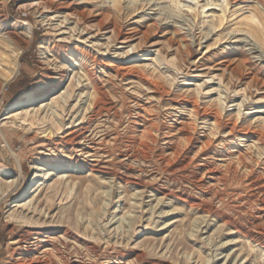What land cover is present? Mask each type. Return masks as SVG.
<instances>
[{
    "label": "rangeland",
    "instance_id": "1",
    "mask_svg": "<svg viewBox=\"0 0 264 264\" xmlns=\"http://www.w3.org/2000/svg\"><path fill=\"white\" fill-rule=\"evenodd\" d=\"M193 3L173 13L170 0H0V50L19 51L15 74L6 82L0 77V264H12L39 231L55 236L51 250L40 253L48 264H264V249L250 251L243 236L253 226L264 229V217L256 215L264 192V0ZM254 13L261 15L263 40L245 30ZM90 81L97 91L93 111L86 101ZM52 92L63 110L52 100L26 120L7 117L26 97L50 101ZM51 112L54 121L42 119ZM132 119L137 133L129 132ZM80 134L98 154L116 134L123 141L139 137L151 147L140 146L130 166L143 176L124 182L125 169L116 161L104 167L105 154L76 156L74 173L60 178L53 171L30 203L12 206L33 189V164L66 166L61 150L71 151ZM175 148L173 163L162 161ZM13 177L21 178L15 188L7 182Z\"/></svg>",
    "mask_w": 264,
    "mask_h": 264
},
{
    "label": "bare ground",
    "instance_id": "2",
    "mask_svg": "<svg viewBox=\"0 0 264 264\" xmlns=\"http://www.w3.org/2000/svg\"><path fill=\"white\" fill-rule=\"evenodd\" d=\"M92 1V0H91ZM99 1V0H97ZM102 1H106V0H102ZM121 0H111V2L113 4H116V3H120ZM172 5L170 8V10L174 11L176 10V12H179V11H183L182 9L183 8H190V6H192L194 3H193V0H170ZM90 3V2H89ZM102 3V2H101ZM100 4V3H99ZM169 5V4H168ZM117 6V5H116ZM164 6V5H163ZM196 7V6H195ZM53 8V7H52ZM90 8V7H89ZM121 9V7H120ZM256 9V8H255ZM258 9V8H257ZM256 9V10H257ZM185 10V9H184ZM255 10V11H256ZM259 10V9H258ZM51 11V10H50ZM54 11V10H52ZM192 12V10H191ZM188 13V12H187ZM184 14V12H183ZM192 14V13H191ZM255 14V13H254ZM261 14V12H260ZM260 14H251L252 16H250V21L247 23L246 26V32H248L252 37L256 38L257 40H263V31L260 29V25H259V19L261 20V15ZM64 15V14H63ZM187 15V14H186ZM193 15V14H192ZM191 15V16H192ZM263 15V14H262ZM45 16V15H44ZM59 16V15H58ZM57 17V16H56ZM84 17V16H83ZM190 17V16H189ZM193 17V16H192ZM62 18V17H61ZM184 18V17H183ZM103 19V18H102ZM64 20V19H63ZM70 20V19H69ZM101 20V19H100ZM104 20V19H103ZM58 21V20H57ZM113 22V21H112ZM261 23V22H260ZM263 23V22H262ZM262 25V24H261ZM104 27V26H103ZM82 28V27H81ZM245 28V27H244ZM83 29V28H82ZM117 29V28H116ZM264 29V28H263ZM56 30V29H55ZM147 31V30H146ZM93 32V31H92ZM110 32V31H109ZM90 33V32H89ZM142 33V32H141ZM93 34V33H92ZM117 34V33H115ZM116 36V35H115ZM96 37V36H95ZM121 37V36H120ZM129 37V36H128ZM91 39V38H90ZM122 39V43H127L128 39L127 37H123L121 38ZM120 39V40H121ZM97 42V41H96ZM1 43V42H0ZM89 43V42H88ZM128 45L127 46H130L134 49L135 46H133V43L130 44V43H127ZM6 45V44H5ZM135 45V44H134ZM9 46V45H7ZM83 46V45H82ZM261 46V45H260ZM89 47V46H88ZM91 47V46H90ZM11 48V47H10ZM50 48V47H49ZM81 48V47H80ZM53 49V48H52ZM84 49V48H83ZM130 50V49H129ZM81 51V50H79ZM87 51V50H86ZM135 51V50H134ZM89 52V51H87ZM91 52V51H90ZM154 52V51H153ZM260 52V51H259ZM67 53V52H66ZM83 53V52H82ZM18 54H19V51L15 50V49H8V50H0V77L1 79L6 82L8 81L10 78H12V76L15 74V72L17 71V58H18ZM53 54V53H52ZM88 54V53H87ZM95 54V53H94ZM252 54V53H251ZM54 55V54H53ZM93 55V54H91ZM72 56V55H70ZM84 56V55H83ZM261 56V55H260ZM96 57V56H95ZM85 59V58H84ZM83 59V60H84ZM88 59H89V56H88ZM92 59V58H91ZM263 59V58H262ZM246 60V59H245ZM250 61V60H249ZM260 61V60H259ZM91 62V61H90ZM253 62V61H252ZM87 63V61H86ZM92 63V62H91ZM94 63V61H93ZM92 63V64H93ZM254 63V62H253ZM258 63V61L256 62V64ZM98 64V63H97ZM137 64V63H136ZM84 66V65H83ZM89 66V65H88ZM102 66V65H101ZM114 66V65H113ZM112 66V67H113ZM145 66V65H144ZM75 67V66H74ZM73 67V68H74ZM78 69L79 70H83L85 72V68L82 67L81 64H78ZM92 67V66H91ZM155 67V66H154ZM70 68V67H69ZM137 68V67H136ZM140 68V67H139ZM85 69V70H84ZM93 69V68H92ZM143 69V68H142ZM73 70V69H72ZM94 70V69H93ZM87 71V70H86ZM89 71V70H88ZM87 71V72H88ZM105 71V70H104ZM152 71V70H151ZM55 72V71H54ZM72 72V71H71ZM86 73V76H87V79L89 80L90 77H89V74ZM92 72V71H91ZM110 72V71H109ZM95 73V72H94ZM163 73V72H162ZM64 74V73H63ZM93 74V73H92ZM62 76V75H61ZM71 76V75H70ZM69 76V77H70ZM125 76V75H124ZM127 76V75H126ZM107 77V75H106ZM137 77V76H136ZM169 77V76H168ZM61 78V77H60ZM92 78V77H91ZM119 78V77H118ZM129 78V77H128ZM127 78V79H128ZM132 78V77H131ZM130 78V79H131ZM138 78V77H137ZM93 79V78H92ZM95 79V78H94ZM136 80V79H135ZM139 80V79H138ZM144 80V79H143ZM168 80V79H167ZM92 81V80H91ZM89 82L90 83V90L87 91V106H89V108L92 109V111L95 109V103H96V87L93 85L92 82ZM94 81V80H93ZM126 81V80H125ZM146 81V80H145ZM49 82V81H48ZM52 82V81H51ZM79 82V81H78ZM142 82V81H141ZM140 82V83H141ZM60 83V82H59ZM108 83V82H107ZM146 83V82H145ZM48 84V83H47ZM110 84V83H109ZM108 85V84H107ZM125 85V84H124ZM132 85V83H131ZM3 86V85H2ZM1 86V87H2ZM145 86V84L143 85ZM60 88V87H59ZM61 89V88H60ZM72 91V87H71V90ZM138 91V90H137ZM64 92V91H61V93ZM75 93V92H74ZM128 93V92H127ZM154 93V92H153ZM46 94V93H45ZM71 94V93H70ZM145 94V92H144ZM148 94V93H147ZM33 95V94H32ZM52 97L50 99V101L46 100V99H42L41 97H37V96H28L26 97V100H21L19 101L15 106H14V110H12L10 112V115H8L7 117H12V116H18L20 115L21 117H23L24 119L23 120H26L25 117L26 115H29L31 111H33L35 114L37 111H39L40 109H45L47 107V105H49L50 102H52V100H54L59 106L60 108L63 110V105H60V102H59V99H58V96L59 95H56V92H52ZM68 96H71L69 94H67ZM67 95L64 96V103L67 101L66 98H67ZM158 95V93H157ZM156 95V96H157ZM146 96V95H145ZM144 96V97H145ZM155 96V95H154ZM153 96V97H154ZM159 96V95H158ZM44 97V96H43ZM47 98V97H46ZM70 98V97H69ZM155 98V97H154ZM157 98V97H156ZM217 98V97H216ZM132 99V98H131ZM147 100V99H146ZM150 100V99H149ZM214 100V99H213ZM138 101V100H137ZM85 102V101H84ZM217 102L222 105L221 103V98L218 97L217 98ZM133 103V102H132ZM138 103V102H137ZM216 103V102H215ZM224 103V102H223ZM137 105V104H136ZM215 105V104H214ZM219 105V106H220ZM192 106V105H191ZM194 106V105H193ZM223 106V105H222ZM137 107V106H136ZM139 107V106H138ZM221 107V106H220ZM180 108V107H179ZM217 108V107H216ZM82 109V108H81ZM142 109V108H141ZM186 109V108H185ZM133 110V109H132ZM150 110V109H149ZM189 110V109H188ZM192 110V109H191ZM190 110V111H191ZM91 111V112H92ZM135 111V110H133ZM90 112V113H91ZM130 112V110H129ZM139 112V111H137ZM142 112V111H141ZM149 112V111H148ZM180 112V111H179ZM183 112V110H182ZM193 112V111H192ZM259 112H262V111H256V113H259ZM52 115L50 116V114L47 116L46 113L45 115L42 117L43 120H51V121H54L55 120V113L51 112ZM132 113V111H131ZM130 113V114H131ZM143 113V112H142ZM236 113L237 110H236ZM134 114V113H133ZM139 114V113H138ZM42 115V114H41ZM157 115V114H156ZM195 115V114H194ZM205 115V114H204ZM146 116V115H145ZM36 117V116H35ZM105 117V116H104ZM134 117V116H133ZM138 117V116H137ZM217 117V116H216ZM251 117V116H250ZM92 118V117H91ZM177 118V117H176ZM205 118V117H204ZM39 119V118H38ZM54 119V120H53ZM112 119H114V115L112 117ZM128 119V118H127ZM130 119V118H129ZM192 119V118H191ZM199 119H200V116H199ZM220 119V118H219ZM218 119V120H219ZM249 119V118H248ZM259 119V118H258ZM262 119V118H261ZM22 120V119H21ZM30 120V119H29ZM70 120V119H69ZM108 120V119H107ZM177 120V119H176ZM185 120V119H184ZM197 120V119H196ZM96 121V120H95ZM115 121V120H113ZM132 122L128 125L129 127V132H134V133H137V125H136V120L132 119L131 120ZM201 121V120H200ZM40 122V121H39ZM38 122V123H39ZM99 122V121H98ZM206 122V121H205ZM257 122V121H256ZM260 123V121H258ZM35 123V122H34ZM45 123V122H44ZM81 122H78L77 125H79ZM89 123V122H88ZM139 123V122H138ZM148 123V122H147ZM43 124V123H42ZM67 124V123H66ZM69 124V123H68ZM92 124V123H91ZM96 124V123H95ZM94 124V125H95ZM198 124V123H197ZM202 124V123H201ZM213 124L216 125L217 124V119H214L213 120ZM261 124V123H260ZM262 124H264V121H262ZM76 125V127H77ZM81 125V124H80ZM121 125V124H120ZM141 125V124H140ZM151 125V124H150ZM206 125V124H205ZM153 126V125H152ZM166 126V125H165ZM255 126V125H254ZM257 126V125H256ZM264 126V125H263ZM70 127V126H68ZM202 127V126H201ZM217 127V126H216ZM59 128V127H58ZM65 128V126H64ZM72 128V126H71ZM143 128V127H142ZM156 128V127H155ZM163 128V126H162ZM165 128V127H164ZM174 128V127H173ZM259 128V126H258ZM70 129V128H69ZM82 129V128H80ZM167 129V128H166ZM219 129V127H218ZM263 129V128H261ZM60 130V129H59ZM88 130V129H87ZM45 131H47L46 133V136L50 137L53 132L51 129H48L46 128ZM75 131V130H74ZM92 131V130H90ZM94 131V130H93ZM158 131V130H157ZM192 131V130H191ZM203 131V130H202ZM217 131V130H215ZM263 131V130H262ZM67 132V131H66ZM172 132V131H171ZM174 132V131H173ZM172 132V133H173ZM218 132V131H217ZM226 132V131H225ZM228 132V131H227ZM45 133V132H44ZM64 133V132H63ZM147 133V132H146ZM145 133V134H146ZM205 133V132H204ZM92 134V133H91ZM148 134V133H147ZM179 134V133H178ZM203 134V133H201ZM224 134V133H223ZM257 134V133H256ZM174 135V134H173ZM183 135V134H182ZM199 135V134H198ZM264 135V134H263ZM96 136V135H95ZM151 136V135H150ZM149 136V137H150ZM175 136V135H174ZM203 136V135H202ZM242 136V135H241ZM240 136V137H241ZM168 137V135H167ZM182 137V136H181ZM43 138V137H42ZM62 138V137H61ZM60 138V139H61ZM64 138V137H63ZM78 138H80L78 140ZM108 138V137H106ZM152 138V137H151ZM175 138V137H174ZM227 138V137H226ZM46 139V138H45ZM105 139V138H104ZM118 137H117V134L114 135L111 139H106L104 142L106 143H109L108 145V149L106 151H100L102 152V154H98L99 151L95 150L92 146L94 145H88V143L86 144L85 143V140H86V136L83 135V134H80V136L77 137V141H76V144L73 145L71 147V151L69 152H66V151H62L61 150V153H63V157L65 158H68L69 159V162L66 166H64V161H60V162H55V163H49V162H37V163H34L33 166H32V169L35 171V176H36V180L35 182L32 184V187L33 189L31 191H29L27 193V195L24 197V198H21L19 200H16L12 206L14 207H24L26 204L30 203L34 197L38 194V190L40 189V187L44 184V181H42L47 175L49 174H52L53 171L55 174L59 175L58 177L62 178V177H67L68 176V173L69 172H73L76 168H79V160L77 159L76 156H82V157H98L100 155H103L105 154V157H106V160L103 162L104 164V167H107L108 165H113L114 166V161H116L117 163V166H119L118 168H123L125 169V175H124V182H132L133 179H138L141 178V175H142V172L140 169H132L131 168V164L135 161H139V147L140 146H143L141 144V142L139 141V137L137 136H130L127 140L123 141L122 139H119V143L117 142L118 141ZM176 139V138H175ZM234 139V138H233ZM232 139V140H233ZM244 139V138H242ZM57 140V139H56ZM91 140V139H89ZM144 140V139H143ZM180 140V139H179ZM199 140V139H198ZM203 140V139H202ZM227 140V139H226ZM236 140V139H235ZM241 140V139H240ZM257 140V139H256ZM153 141V140H152ZM169 141V140H168ZM191 141H195L194 140H191ZM42 142V141H41ZM64 142V141H63ZM90 142V141H89ZM147 142V141H146ZM239 142V141H238ZM251 142V141H250ZM253 142V141H252ZM45 143H47L45 141ZM145 143V142H144ZM150 143V142H149ZM194 143V142H193ZM65 144V143H63ZM173 144V143H171ZM227 144V143H226ZM234 144V143H233ZM240 144V143H239ZM47 145V144H46ZM55 145V144H54ZM175 145V144H174ZM201 145V144H200ZM218 145V144H217ZM253 145L256 147V148H259L257 147V145L255 143H253ZM62 146V145H61ZM178 146V145H177ZM212 146V145H211ZM222 146V145H221ZM229 146V145H228ZM233 146V145H232ZM238 146V145H237ZM144 147H151V146H148L147 144L144 145ZM167 147V146H166ZM188 147V146H187ZM51 148V147H50ZM58 148V147H57ZM61 148V147H60ZM147 148V150H149ZM179 148V146H178ZM227 148V147H226ZM262 148V147H261ZM98 149V148H97ZM212 149V148H211ZM55 150V149H54ZM143 150V148H142ZM209 150V149H208ZM237 150V149H236ZM52 151V150H51ZM146 150H144V154L147 152H145ZM207 151V150H205ZM46 152V151H45ZM50 152V151H49ZM53 152V151H52ZM143 152V151H142ZM184 152V151H183ZM186 152V151H185ZM241 152V151H240ZM250 152V151H249ZM51 153V152H50ZM56 153V152H55ZM202 153V152H201ZM48 154V152H47ZM74 154V155H73ZM179 154V151L176 150L175 148V151H173L170 155H164L162 157H160L162 159V161H165L166 163H169V164H172L173 161L176 159L175 156H177ZM205 154V153H204ZM249 154V153H248ZM50 155V154H49ZM175 155V156H174ZM200 155V153H199ZM207 155V153H206ZM224 155V154H223ZM226 155V154H225ZM188 156V155H187ZM192 156V155H191ZM221 156V155H220ZM238 156V155H237ZM254 156V155H253ZM142 157V156H141ZM198 157V156H196ZM90 159V158H89ZM92 159V158H91ZM144 159V158H143ZM160 159V160H161ZM186 159V158H185ZM200 159V158H199ZM209 159V158H208ZM259 159V158H258ZM263 159V158H262ZM183 160V159H182ZM190 160V159H189ZM16 161L19 162V159L16 158ZM100 161V160H99ZM102 161V160H101ZM148 161V160H147ZM209 161V160H208ZM215 161V160H214ZM204 162H206L204 160ZM213 162V161H212ZM90 163V162H89ZM184 163V162H183ZM252 163V162H251ZM88 164V163H87ZM179 164V163H178ZM177 164V165H178ZM233 164V163H232ZM20 165V164H19ZM81 165V164H80ZM175 165V164H173ZM66 167L65 169H63L62 167ZM165 167V165H163ZM48 167V168H46ZM94 165H90L89 166V169H94ZM138 167V166H137ZM143 167V166H142ZM163 167V168H164ZM200 167V166H199ZM1 168V167H0ZM135 168V167H133ZM171 168V167H170ZM62 169V170H61ZM241 169V168H240ZM262 169V168H261ZM1 170V169H0ZM56 170V171H55ZM135 170V172L133 171ZM143 170V169H142ZM217 170V169H216ZM52 171V172H51ZM96 171L97 172H103V169H99V168H96ZM150 171V170H149ZM204 171V169H203ZM221 171V170H220ZM245 171V170H244ZM257 171V169H256ZM46 172V173H45ZM122 172V171H121ZM133 172V173H132ZM4 173V172H3ZM74 173V172H73ZM105 173V172H103ZM129 173V174H128ZM145 173V172H144ZM148 173V172H147ZM204 173V172H203ZM243 173V172H242ZM102 174V173H101ZM146 174V173H145ZM144 174V176H145ZM154 174V173H153ZM122 175V174H121ZM203 175V174H202ZM253 175V174H252ZM263 175V174H262ZM16 176V175H15ZM51 176V175H50ZM143 176V175H142ZM156 176V175H155ZM254 176V175H253ZM53 177V176H52ZM100 177V176H99ZM150 177H152L150 175ZM245 177V176H244ZM255 177V176H254ZM112 178V177H111ZM161 178V177H160ZM201 178V177H200ZM222 178V176H221ZM144 179V178H143ZM167 179V178H166ZM8 180V179H7ZM248 180V179H247ZM162 181V180H161ZM165 181V180H164ZM193 181V180H192ZM7 182H10L11 185L14 184V188L17 187L19 185V183L21 182V178H18V177H13L11 179H9ZM245 182V181H244ZM261 182V181H260ZM141 183V182H140ZM155 183V182H154ZM135 185V184H134ZM141 185V184H140ZM206 185V184H205ZM156 186V185H155ZM195 186V185H194ZM193 186V187H194ZM144 187V186H143ZM152 187V186H151ZM247 187V186H246ZM255 187V186H254ZM146 188V187H145ZM149 188V187H148ZM206 188V187H205ZM208 188V187H207ZM263 188V186H262ZM137 189V188H135ZM229 189V188H228ZM238 189V188H237ZM246 189V188H245ZM28 190V189H27ZM239 190V189H238ZM237 190V191H238ZM242 190V189H241ZM253 190V189H252ZM257 190V189H256ZM157 191V190H156ZM209 191V190H208ZM255 191V190H254ZM150 192H153V191H150ZM252 192V191H250ZM143 193L144 191H140L139 193V196L142 197L143 196ZM249 193V192H248ZM25 195V194H24ZM225 195V194H224ZM173 196V195H172ZM145 197V196H144ZM150 197V196H148ZM242 197V196H241ZM247 197V196H246ZM0 198H1V195H0ZM173 200V198H171ZM238 200V199H237ZM241 201V200H240ZM258 203L257 205V210H256V215L259 216V219L262 217H264V192L262 194V196H260L257 200H256ZM189 202V201H188ZM236 202V201H235ZM142 201L139 200V205H141ZM187 203V202H186ZM232 203V202H231ZM237 203V202H236ZM189 206V205H188ZM242 206V205H241ZM198 207V206H197ZM203 207V205H202ZM205 207V206H204ZM195 208V207H194ZM193 208V209H194ZM249 208V207H248ZM196 209V208H195ZM246 209V208H245ZM250 210V209H249ZM254 212V211H253ZM219 215V214H218ZM250 215V214H249ZM252 215V214H251ZM220 219L223 220V223L227 226V227H230V228H234L237 227V225H235L236 221H234L233 218H231L229 215L227 214H220L219 215ZM241 217V216H240ZM248 217V216H247ZM246 217V219L248 220V218ZM250 217V216H249ZM142 218V217H141ZM215 218V217H214ZM242 218V217H241ZM264 219V218H263ZM221 221V220H220ZM246 221V220H245ZM239 222V221H238ZM247 223V222H246ZM259 226V225H258ZM242 227V226H240ZM239 227V228H240ZM261 227V226H259ZM253 228H255L256 231H253L252 230H246V231H243V236L245 239H248V247H249V250L250 251H255L256 249H261V251L264 249V246L262 245V241H264V229L263 228H258L257 226H253ZM34 230V229H33ZM41 230V229H40ZM244 230V229H243ZM34 233V232H32ZM47 233V232H46ZM238 233V232H237ZM242 233V232H241ZM240 233V234H241ZM31 237V236H29ZM29 237L27 239H29ZM46 237V238H44ZM55 236H52L50 237L49 234H43L42 232H36L35 233V236L33 237V239L31 241H29L28 244H24V246H21L20 247V250L21 252L19 253V255L13 259V262L12 264H48L47 262H49L50 260H45V258H42L40 256V253H46L47 250H51V247H49L50 245V242L52 240V238H54ZM244 239V240H245ZM247 241V240H246ZM16 241H14L15 243ZM88 243V242H87ZM247 243V242H246ZM83 245V244H82ZM86 245V242L85 244ZM54 247V246H53ZM86 247V246H85ZM58 248V247H57ZM89 249V248H88ZM17 250V249H16ZM54 250V249H53ZM90 250V249H89ZM59 251V250H58ZM88 251V250H87ZM19 252V251H18ZM91 252V251H90ZM260 252V251H259ZM87 253V252H86ZM88 255V254H87ZM90 255V254H89ZM257 255V254H256ZM261 255V254H260ZM264 253H262L261 256H263ZM85 256V255H84ZM48 258V256H47ZM60 258V256H59ZM85 258V257H84ZM262 258V257H261ZM91 259V258H89ZM93 259V258H92ZM111 259V258H110ZM71 260V259H70ZM75 260V259H74ZM83 260V259H81ZM108 260V259H107ZM116 260V259H115ZM132 260V259H131ZM213 260V258H212ZM85 261V260H84ZM111 261V260H110ZM142 261V254H139V262ZM263 261H264V258H263ZM52 262V261H51ZM90 263H92L90 260H89ZM108 262V261H107ZM67 263V262H66ZM118 263V262H117ZM72 264H85L84 262H79V261H75L73 262ZM118 264H128V262L126 263H123V262H119ZM146 264H154L152 262H148Z\"/></svg>",
    "mask_w": 264,
    "mask_h": 264
}]
</instances>
